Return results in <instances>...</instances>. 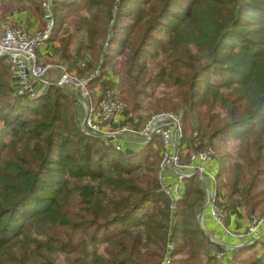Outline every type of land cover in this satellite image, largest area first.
I'll use <instances>...</instances> for the list:
<instances>
[{"label": "trees", "instance_id": "obj_1", "mask_svg": "<svg viewBox=\"0 0 264 264\" xmlns=\"http://www.w3.org/2000/svg\"><path fill=\"white\" fill-rule=\"evenodd\" d=\"M12 1H29L42 19L40 0ZM54 2L53 35L78 0ZM86 7L75 25L76 56L89 54L102 72L110 66L133 113L149 87L176 86L184 129L217 141L218 189L264 217V0H87ZM160 54L167 66L145 79L142 63ZM77 97L56 86L18 96L0 57V264H161L169 242V264H264L244 257L251 247L209 255L199 181H184L171 211L151 145L106 147L81 127ZM226 140L239 142L234 162Z\"/></svg>", "mask_w": 264, "mask_h": 264}, {"label": "built area", "instance_id": "obj_2", "mask_svg": "<svg viewBox=\"0 0 264 264\" xmlns=\"http://www.w3.org/2000/svg\"><path fill=\"white\" fill-rule=\"evenodd\" d=\"M53 3L54 0H40L43 24L35 31L0 23V57L6 58L16 94L34 98L49 86L71 91L78 96L84 113L81 127L99 137L106 147L125 151L157 145V181L160 191L170 201L171 211L182 196L184 181L196 178L203 190V205L226 236L238 241L258 238L264 217L250 216V224L244 231L232 232L226 228L225 212L218 202L215 149L203 141L201 133L184 129L182 109L153 113L139 124L136 115L116 98L115 86L91 89L96 79L98 82L103 77L99 67L89 73L84 71L87 68L84 62L75 61V72L67 65H54L38 59L37 50L53 35ZM54 72L57 76L52 78ZM211 244L213 255L221 259L223 254L217 253V243L213 241ZM172 250L173 244L169 242L161 264H169Z\"/></svg>", "mask_w": 264, "mask_h": 264}, {"label": "crops", "instance_id": "obj_3", "mask_svg": "<svg viewBox=\"0 0 264 264\" xmlns=\"http://www.w3.org/2000/svg\"><path fill=\"white\" fill-rule=\"evenodd\" d=\"M3 1V0H1ZM19 6H24V8L18 7V9H13L7 11H0V19L5 20L0 22L2 25L10 24L13 26H18L26 31L32 32L42 27V19L35 14V10L30 6L29 1H24ZM64 24L58 30L57 33L51 36V38L42 44V46L37 50V57L41 62L53 63L54 65H67L70 71H76V49L77 42L71 37L69 41L63 42L60 38H65L70 36V31L68 33L64 31ZM65 34V35H62ZM86 58H89L86 55ZM52 78L57 76V73H51ZM113 75L108 73V75H103L101 79L97 82V89L104 87L116 86V82L113 81ZM218 202L225 212V226L229 231L237 232L244 231L248 228L250 224V216L245 211L243 203L239 198H234L229 200L228 196L222 190H218ZM199 224L202 230L205 232L211 243L216 242L218 247L223 249L222 254L228 256L229 251L236 248L251 247L250 250L245 254L244 257L256 256L264 261V220L259 227L258 238L238 241L231 237L226 236L223 230L213 222L210 217L209 211L205 205H201V209L198 213ZM214 254V247L211 245L209 248V255ZM229 257V256H228Z\"/></svg>", "mask_w": 264, "mask_h": 264}, {"label": "rangeland", "instance_id": "obj_4", "mask_svg": "<svg viewBox=\"0 0 264 264\" xmlns=\"http://www.w3.org/2000/svg\"><path fill=\"white\" fill-rule=\"evenodd\" d=\"M55 1H57L58 3L62 2L68 5L70 1H73V0H55ZM86 6H87V0H78L77 4H74L70 8H66L63 11L64 14L62 12V15H65V20H64L65 28L63 32L68 33L70 31L69 32L70 37L74 38V41L77 42V45L80 44L81 42V34H77L79 32L76 33L75 25L78 23L81 17L88 15V9H86L87 8ZM18 7H20L21 9L24 8V6H19L12 0H3V1L0 0V11L8 12L9 10L18 9ZM4 21L5 20L0 19V22H4ZM62 35H65V34L62 33ZM60 39L65 40V36L64 38H60ZM85 55L89 56V54H85ZM85 55L78 56L76 58V62L77 63L84 62L86 67H88L89 69L90 67L94 68L93 70H91V72L95 71L97 69L96 64L98 62L95 61L96 62L95 63L92 59V56H89V58H86ZM142 64H143V67L141 66V72H142L141 75L144 76L145 79H148L152 75L156 74L161 68V66H167V61H166L165 55L160 54L156 58L154 59L150 58L147 61L143 62ZM76 70H77V67H76ZM103 71H104L102 72L103 75L107 76L108 73L113 75V81L116 82V86H115V89L117 92L116 98L119 100L123 99L124 95L122 94V91H121L122 83H121V79L119 78V76L113 72L110 66L105 68ZM87 72L91 73L90 71H87ZM81 74L83 75L84 73H81ZM96 86L97 85L95 83L94 85L92 84L91 89L94 90ZM181 96H182L181 91L176 86L172 85L170 82L162 83L159 86L154 87V88L149 87L145 97L143 98L141 109L138 110L137 112H134V114L137 117V120H139L138 123L139 124L143 123V121H145L151 114L159 112V111H166V110L176 111V110L182 109V107L178 105V104H181L180 102ZM218 111H220L221 114H223L220 109H218ZM79 114H81V118L84 116V113L81 107L79 110ZM189 129H192V128H189ZM223 143L226 145L225 151H228L231 154L230 156L231 162H234L237 159L236 151H237L239 142L237 140H226ZM150 147H151V151H153L152 153L156 154L155 157H157V163H158V160H159L158 147L157 145H151ZM212 147L215 149V153H216L215 161L217 164V152H218L217 151V141L215 142V145H213ZM151 159H153V157H151ZM217 172H218V165H217ZM222 180L223 181L227 180V176L225 174L222 176ZM220 189L222 190V192H224L223 190H225L226 192L225 188L223 189L219 188L218 190ZM225 194L227 195V192ZM61 262L63 264H70V262H67V260H61Z\"/></svg>", "mask_w": 264, "mask_h": 264}]
</instances>
